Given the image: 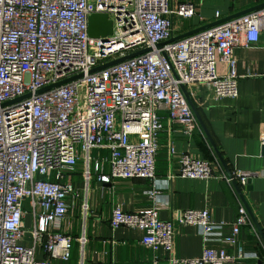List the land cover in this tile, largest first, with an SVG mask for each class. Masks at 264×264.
<instances>
[{
  "label": "built area",
  "instance_id": "2783aa9c",
  "mask_svg": "<svg viewBox=\"0 0 264 264\" xmlns=\"http://www.w3.org/2000/svg\"><path fill=\"white\" fill-rule=\"evenodd\" d=\"M92 13L105 14L111 22L105 41L86 35ZM193 15L191 4L171 6L169 0H0V264L68 260L73 237L59 229L68 200L71 205L75 200L68 177L79 162L85 185L90 165L101 169L105 164L108 174L97 176L100 183L147 180V195L153 199L158 193L154 160L162 127L158 113L164 111L168 123L186 138L197 128L181 88L200 84L214 99L236 96L233 49L257 43L264 30V10L168 42L171 17ZM142 49L147 51L89 73ZM216 62L225 66V74H216ZM258 141L264 145V133ZM93 150L106 152L105 159L91 158ZM214 173L208 161L182 153L167 178H215L244 185L257 176L235 170ZM25 202L33 221L30 246L22 243ZM158 210L152 205L141 213H128L115 206L108 225L138 231L139 244L153 254L161 251L166 264H240L256 259L239 245L240 228L251 226L242 206L229 224L212 221L206 209L181 212L179 223L195 227L201 238L200 255L192 259L172 255V223L161 220ZM212 235L218 236V246L209 245ZM74 240L82 245V232ZM36 248L43 254L41 261L34 257ZM158 260L154 255L152 264ZM77 264H83L81 256Z\"/></svg>",
  "mask_w": 264,
  "mask_h": 264
},
{
  "label": "crops",
  "instance_id": "0c3cea01",
  "mask_svg": "<svg viewBox=\"0 0 264 264\" xmlns=\"http://www.w3.org/2000/svg\"><path fill=\"white\" fill-rule=\"evenodd\" d=\"M169 2L171 6L187 3L194 7V15L189 19L171 17L172 38L225 18L264 10V0ZM233 57L237 75L234 98L214 99L212 91L200 84L182 89L194 110L192 115L197 124L189 138L184 137L177 126L168 123L164 111L158 113L162 127L154 160V188L158 193L153 199L147 195L151 189L147 180L100 183L97 176L108 174L105 164L101 169H95L93 163L90 165V180L85 185L80 175L82 165L78 163L68 177L74 188L75 200L72 205L68 200V213L59 229L73 237L69 258L65 262L54 260L53 264H77L80 256L83 264H152L154 255L159 258L157 264H166L161 251L153 254L139 244L138 231L124 227L111 229L108 225L110 211L115 206L124 212L141 213L152 205L159 208L161 220L172 223V255L178 259L197 258L202 248L198 230L179 223L182 211L206 209L212 221L229 224L237 207L242 206L251 226L240 228L239 245L245 251L255 253L256 259L240 264H264V155L258 141L260 134L264 133V30L255 45L234 48ZM215 70L217 75L225 74V66L220 62H216ZM182 153L208 161L215 175H227L235 170L256 173L257 176L244 185H227L215 178L188 180L173 177L168 180V175L175 172L177 159ZM105 157L104 151L96 154L98 160ZM82 204L85 211H82ZM23 209L22 243L30 246L25 224L31 221L32 227L33 221L27 202ZM226 231L227 228L222 233ZM81 232L84 242L79 245L74 238ZM216 238L217 235L210 237V246H218ZM34 257L37 261L43 260L39 248L35 249Z\"/></svg>",
  "mask_w": 264,
  "mask_h": 264
},
{
  "label": "water",
  "instance_id": "95a60500",
  "mask_svg": "<svg viewBox=\"0 0 264 264\" xmlns=\"http://www.w3.org/2000/svg\"><path fill=\"white\" fill-rule=\"evenodd\" d=\"M232 18L231 17L225 18L224 20H219V21H217V22H215L213 24L197 28V29H195L193 31H190V32H188L186 34H183L182 36L171 38L168 42L175 41V40H178L180 38L195 34L197 32H200V31L204 30V29H207L209 27H212V26L221 24V23H223L225 21L231 20ZM86 35H87V37H89L91 39H98V40H101V41H105L106 38L109 35H111V22L107 19L105 14L92 13V14H90L87 17V20H86ZM160 45L161 44H157V47H160ZM146 51H147V49H142V50H139V51H136V52L129 53V54L123 56V57H120V58L111 60L109 62L103 63V64H101L99 66H96V67L90 69L89 73H96V72H98L100 70H103V69H105V68H107L109 66H112V65H115L117 63H120V62H122L124 60H127V59L131 58V57H135L137 55L145 53ZM79 77H80V74L72 76V77H69V78H66V79H63V80L58 81V82H56V83H54V84H52L50 86H47V87H44V88L38 90L37 93H41L43 91H46V90L51 89L53 87L59 86L61 84H64V83H66L68 81L74 80V79L79 78ZM180 90H181V93H182L184 99L186 100L187 104L189 105V107H190V109H191V111H192V113L194 115L195 114L194 110H193L192 106L190 105V102H189L187 96L184 94L182 88ZM26 97H27V95H25V96H23L21 98H18L16 100L7 102L6 104H9V103L17 101V100H21V99L26 98ZM3 105H5V104H3ZM260 151H261V154L264 155V145L261 146Z\"/></svg>",
  "mask_w": 264,
  "mask_h": 264
},
{
  "label": "rangeland",
  "instance_id": "374dc122",
  "mask_svg": "<svg viewBox=\"0 0 264 264\" xmlns=\"http://www.w3.org/2000/svg\"><path fill=\"white\" fill-rule=\"evenodd\" d=\"M98 152L97 151H95V150H93V151H91V158H93V159H97L98 160V158H96V154H97ZM98 161H100V160H98ZM79 164H81L80 162H79ZM26 226H25V231L27 232V233H29V231H31V229H32V227H31V221L29 222L28 221V223H26L25 224Z\"/></svg>",
  "mask_w": 264,
  "mask_h": 264
}]
</instances>
